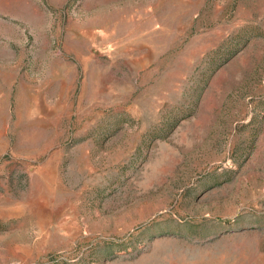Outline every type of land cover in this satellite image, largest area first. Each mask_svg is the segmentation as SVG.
Masks as SVG:
<instances>
[{
	"label": "rangeland",
	"instance_id": "1",
	"mask_svg": "<svg viewBox=\"0 0 264 264\" xmlns=\"http://www.w3.org/2000/svg\"><path fill=\"white\" fill-rule=\"evenodd\" d=\"M0 264H264V0H0Z\"/></svg>",
	"mask_w": 264,
	"mask_h": 264
}]
</instances>
